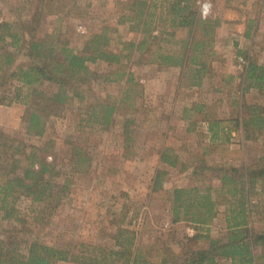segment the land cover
<instances>
[{
  "label": "rangeland",
  "instance_id": "rangeland-1",
  "mask_svg": "<svg viewBox=\"0 0 264 264\" xmlns=\"http://www.w3.org/2000/svg\"><path fill=\"white\" fill-rule=\"evenodd\" d=\"M119 1L43 0L42 5L40 0H0V10L2 20L15 23L27 34L35 27H38L37 35H45L59 26L64 28L76 50L83 48L92 32L107 25L110 48L118 52L122 49V42L140 38L129 30L128 25L118 24L122 14ZM208 1L213 4L214 17L230 19V22L219 30L215 45L217 58L202 86L187 87L180 81L177 69L142 66L134 60L124 62L127 65L126 76L119 80L111 76L113 81L105 79L121 66L108 63L90 65L97 74L90 85L92 93L84 100L75 97L61 115L51 117L43 137L27 134L23 120L25 105H0V129L6 135L31 147H41L48 140L54 141L53 154L47 157L49 161L56 159L60 175L55 181L58 185H67L60 203L55 207L54 204L36 202L21 195L9 198L15 213L6 218L5 210H0V236H4L7 230L15 231L18 240L24 243L23 250L29 243L39 242L70 249L74 253L81 250L89 255L94 247L116 248L120 229H128L135 234V244L147 248L153 257L166 248L172 249L175 255L184 254L185 247L189 246L188 240L195 236L196 229L192 224L172 223L173 191L210 182L219 185L220 180L215 176L219 174L220 167L227 165L229 169L231 165L239 166L245 160L255 163L264 159L263 139L250 141L243 147L240 136L235 133L230 147L232 153L220 152L205 157L203 144L209 145L206 142L208 139L202 144L200 135L197 138V135L185 133L193 126L188 120L179 119L185 107L205 104L207 115L227 120L226 126L232 127L229 121L233 115L245 111L234 108L232 99H244L247 105L260 106V112L264 113V95L251 90L242 97L241 74L246 64L240 63L241 59L246 61L240 55L245 48V51H251L249 56L264 64V0ZM40 8L42 14L39 13ZM50 8L54 14H46ZM58 11L60 15L55 14ZM38 16L41 19L37 20ZM251 23L252 37L242 41L241 49L239 45L230 43L229 36L245 33ZM25 61L26 58L20 54L16 63ZM129 73L138 83V88L133 90L138 95L131 92L133 96L129 94L128 97L131 100L125 101L123 98L130 85L127 82ZM229 76L236 78L231 82L224 81ZM1 81L0 96L10 95L20 85ZM43 89L54 93L58 85L45 84ZM114 99L119 111L109 128L90 121V105L99 100L112 102ZM139 107L141 111L135 113L134 109ZM148 109L153 111L147 114ZM205 113H190L191 119L200 123V126L197 124L199 128ZM126 117L135 119L130 125L132 141L129 144L124 135ZM168 147L173 149L169 154L179 157L175 167L161 161L162 152ZM195 168L198 171L195 172ZM158 171L165 172L161 177V187L155 186ZM254 201L257 205L259 196ZM224 208H219V215L208 227V233L214 238L226 240L228 232L223 217ZM253 224L258 231L264 229V211L259 205L255 208ZM207 244L201 242L200 245ZM196 247L193 245V248ZM262 252V248L257 250L259 254ZM219 263L230 264L223 259Z\"/></svg>",
  "mask_w": 264,
  "mask_h": 264
},
{
  "label": "trees",
  "instance_id": "trees-1",
  "mask_svg": "<svg viewBox=\"0 0 264 264\" xmlns=\"http://www.w3.org/2000/svg\"><path fill=\"white\" fill-rule=\"evenodd\" d=\"M201 1H119L122 14L118 24L128 25L129 30L140 38L122 42V49L118 52L110 48L111 37L107 25L92 32L83 48L76 50L64 28L59 26L45 35H37L35 32L38 27H35L27 34L24 29H18L15 23L2 20L0 10V81L20 84L10 95L0 96V105H25L23 120L27 134L43 137L51 117L61 115L75 97L84 100L92 93L90 85L97 74L90 65L108 63L121 66L105 79L113 81L111 76H114V80L123 79L127 74L124 62L134 60L142 66L159 65L160 68L180 69V81L183 84L190 88L202 86L217 58L215 45L223 21L217 16L203 19ZM40 3L43 5V0ZM39 13L42 14L41 8ZM46 14L54 13L50 8ZM55 14L61 13L58 11ZM38 19L41 17L38 16ZM251 25L246 32L247 37L251 36ZM20 54L26 61L17 64ZM240 55L247 61L241 74L242 97L251 90L264 95V64L244 52H240ZM235 78L229 76L224 81L231 82ZM127 82L130 85L123 98L125 101L131 100L128 99L129 94L138 88L131 73ZM50 83L58 85L56 92L48 93L43 89L45 84ZM231 102L237 110H245L233 115L229 121L232 127L226 126L227 120L207 115L204 112L208 109L205 104H193L192 108L184 111V119L194 128L198 121L191 119L190 113H205L203 122L208 124L209 136L200 134L202 144L210 139L209 145L203 144L205 157L220 152L232 153L233 133L240 136L243 147L250 141L264 140V113L260 112V106L247 105L244 99H232ZM130 107L133 108L134 104ZM89 109L91 122L109 128L119 106L116 99L112 102L99 100ZM140 111L141 107L134 109L135 113ZM152 111L148 109L147 114ZM134 122L133 118L125 119L124 135L128 144L132 141L130 125ZM53 149L52 140L46 141L41 147H31L0 129V210H5L6 218L15 213L14 204L9 202V198L18 195L36 202L54 204V207L60 203L67 185H58L55 181L60 175L56 159L49 161L47 157L53 154ZM171 151L166 148L161 161L175 167L179 157L169 154ZM163 175L165 172L158 171L155 186H162ZM215 177L220 180L219 185L213 182L208 185L197 184L176 188L172 193V223L184 222L196 229L195 236L188 240L189 246L180 256L166 248L156 252L153 257L147 248L135 244V234L128 229H120L116 248H89V255L81 250L74 253L70 249L39 242H31L23 250L24 243L18 240L16 232L7 230L4 236H0V264H220V259L230 264H264V229L258 231L253 224L257 205L264 211V159L255 163L245 160L239 166L231 165L229 169L225 165L220 167ZM258 196L256 205L254 198ZM221 206L227 210L226 240L214 238L208 233V227L217 219ZM201 242L208 244L202 246ZM193 245L197 247L193 248ZM260 248L263 252L259 254L257 250Z\"/></svg>",
  "mask_w": 264,
  "mask_h": 264
},
{
  "label": "crops",
  "instance_id": "crops-1",
  "mask_svg": "<svg viewBox=\"0 0 264 264\" xmlns=\"http://www.w3.org/2000/svg\"><path fill=\"white\" fill-rule=\"evenodd\" d=\"M228 0H225V2H227ZM259 20V19H258ZM223 21V26H222V29H224L225 28V25L226 24H228L229 22H230V19H225V20H222ZM246 32H247V30L245 31V33H243V34H241V35H237V36H235V35H233L234 37H231V36H229L228 37V40H230V43H232L233 45H235V46H237V45H239V47H240V49L242 48L241 46H242V41L243 40H246L247 38H249V37H247L246 36ZM250 37H252V36H250ZM241 52V51H240ZM242 52H244V53H246V54H248L249 55V53L251 54V51L249 50V51H245V48H243L242 49ZM263 63H264V61H263ZM163 69H165V68H163ZM178 70V72H180V69H177ZM177 80H178V77H177ZM152 81H149V83H151ZM188 107V106H187ZM187 107H185L184 108V111H185V109H188ZM184 111H183V113H184ZM180 121L181 120H183L184 119V114H183V116L181 115L180 116ZM222 119V118H221ZM184 121V120H183ZM201 124H202V127H198V126H200V123L198 124V126H196L195 128L193 127V129L191 128V129H187V130H185V133H188V134H193V135H197V138H198V136L201 134V133H206V134H208V136H209V132H208V124L206 123V122H201ZM206 142H208V143H210V139H208ZM169 148V147H168ZM171 149V148H170ZM173 150V149H172ZM215 184H217V183H215ZM226 208H224L223 209V217H226L225 216V214H226ZM224 221H225V219H224ZM225 226H226V223H225Z\"/></svg>",
  "mask_w": 264,
  "mask_h": 264
},
{
  "label": "built area",
  "instance_id": "built-area-1",
  "mask_svg": "<svg viewBox=\"0 0 264 264\" xmlns=\"http://www.w3.org/2000/svg\"><path fill=\"white\" fill-rule=\"evenodd\" d=\"M200 11L203 19L214 17L213 4L208 0H204L200 2ZM240 63L243 65L247 64L244 59H241Z\"/></svg>",
  "mask_w": 264,
  "mask_h": 264
}]
</instances>
